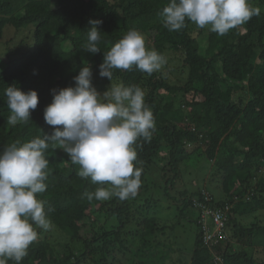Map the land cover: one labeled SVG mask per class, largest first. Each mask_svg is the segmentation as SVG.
<instances>
[{"label": "trees", "instance_id": "obj_1", "mask_svg": "<svg viewBox=\"0 0 264 264\" xmlns=\"http://www.w3.org/2000/svg\"><path fill=\"white\" fill-rule=\"evenodd\" d=\"M168 2L0 0V42L6 29L19 35L6 39L14 48L0 67V152L51 133L44 109L52 90L74 85L84 65L92 68L93 85L106 90L103 52L129 29L140 30L165 65L170 56L176 61L165 74L114 70V83L142 88L156 123L151 142L140 141L137 195L88 201L85 193L97 185L79 177V166L50 144L41 198L51 227L38 229L21 264H264V0H249L260 15L224 36L191 21L169 31L160 15ZM92 20L102 21L96 54L84 51ZM11 84L39 96L31 119L16 125L8 123L4 96ZM190 167L196 181L211 175L207 186H185ZM194 198L224 212L222 231L212 218L201 221ZM163 200L173 210L168 223L155 215Z\"/></svg>", "mask_w": 264, "mask_h": 264}, {"label": "clouds", "instance_id": "obj_2", "mask_svg": "<svg viewBox=\"0 0 264 264\" xmlns=\"http://www.w3.org/2000/svg\"><path fill=\"white\" fill-rule=\"evenodd\" d=\"M160 15L169 31H179L191 21L198 28L209 27L224 36L259 16L260 8L249 0H169ZM90 23L84 51L96 54L101 51L102 21ZM103 54L99 75L111 81L106 90L101 92L93 85L92 68L84 65L73 78L74 85L52 90V102L44 109L51 133L11 143L0 152V264H21L38 238V229L51 227L47 202L41 198L48 188L45 153L50 144L57 145L79 166V177L97 185L94 192L85 193L88 201L113 197L123 201L138 193L140 141L151 142L156 123L142 88L114 83V70L135 68L152 75L166 64V58L147 48L145 35L135 28ZM4 96L11 125L29 121L39 103L37 90L24 91L16 84L9 85ZM192 205L201 217L205 204L194 198Z\"/></svg>", "mask_w": 264, "mask_h": 264}, {"label": "rangeland", "instance_id": "obj_3", "mask_svg": "<svg viewBox=\"0 0 264 264\" xmlns=\"http://www.w3.org/2000/svg\"><path fill=\"white\" fill-rule=\"evenodd\" d=\"M18 36H19L18 35V32H9V34H8V29L5 30V34L3 36V39L0 42V67H1V62L5 59L7 53L12 48H14L12 43H6V39L7 38H14V40H15ZM171 58H172V56L168 57V60H169L168 64L167 65H163L162 68H161V70L164 72V74L167 73V70L172 71L173 64H176L175 59L173 61H170ZM169 77L172 79L170 81L171 85L177 84V77H176V75L169 74ZM196 165L197 164H195V166ZM199 172L200 173L202 172L201 168H199ZM195 174H196V169L195 168L193 169L192 167H190L189 168V171H187L186 174H185V178H186L185 186L186 187H189L188 184H192V188H194L196 186H199V187H201V186L202 187L207 186V185H204V183H207L208 184L209 178L211 177V175L209 174L208 176H206V180L204 182H202V181L199 182V181H196L195 180ZM200 176H201V174H200ZM211 181H212V184L211 185L213 187H215V188L218 187L219 188V182L217 183L212 178H211ZM168 203L169 202L166 201V200L161 201V203H160L161 206L158 207L157 213H155V215L157 217L163 219L167 223H168V219L171 218V215H173V210L172 209H169ZM170 208H172V206H170ZM193 212H194V216H196L198 214V211H194L193 210ZM123 255H125V253L122 252V251H119L118 256L121 257ZM121 264H127V263L124 262V263H121Z\"/></svg>", "mask_w": 264, "mask_h": 264}, {"label": "built area", "instance_id": "obj_4", "mask_svg": "<svg viewBox=\"0 0 264 264\" xmlns=\"http://www.w3.org/2000/svg\"><path fill=\"white\" fill-rule=\"evenodd\" d=\"M202 220H208L209 218L213 219V223L216 225L217 229L222 231L224 228L225 214L222 210L212 211L203 205ZM206 223V222H205Z\"/></svg>", "mask_w": 264, "mask_h": 264}]
</instances>
